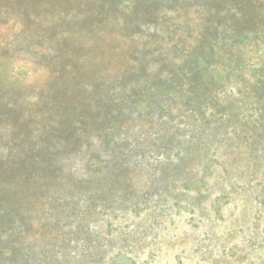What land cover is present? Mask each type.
<instances>
[{
	"label": "clouds",
	"instance_id": "obj_1",
	"mask_svg": "<svg viewBox=\"0 0 264 264\" xmlns=\"http://www.w3.org/2000/svg\"><path fill=\"white\" fill-rule=\"evenodd\" d=\"M156 3L0 33V264H264V0Z\"/></svg>",
	"mask_w": 264,
	"mask_h": 264
},
{
	"label": "rangeland",
	"instance_id": "obj_2",
	"mask_svg": "<svg viewBox=\"0 0 264 264\" xmlns=\"http://www.w3.org/2000/svg\"><path fill=\"white\" fill-rule=\"evenodd\" d=\"M41 2L42 0H0V33L4 32L10 26L21 22L29 26L32 23L30 16L36 14V10ZM135 4L136 10L145 14H149L150 11H154L159 6L156 0H135ZM213 4L217 13L224 11L229 6L237 5H241L242 10L247 9L249 14L254 12L250 0H213ZM223 19L221 18L218 23H222ZM233 22L239 23L237 21ZM8 115L10 114L0 107V116Z\"/></svg>",
	"mask_w": 264,
	"mask_h": 264
}]
</instances>
